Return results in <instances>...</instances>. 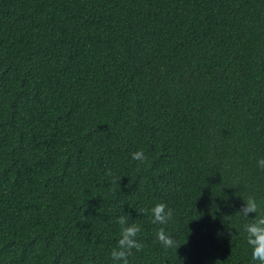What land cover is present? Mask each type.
Listing matches in <instances>:
<instances>
[{
    "label": "trees",
    "instance_id": "trees-1",
    "mask_svg": "<svg viewBox=\"0 0 264 264\" xmlns=\"http://www.w3.org/2000/svg\"><path fill=\"white\" fill-rule=\"evenodd\" d=\"M258 157L264 0H0V264H254Z\"/></svg>",
    "mask_w": 264,
    "mask_h": 264
},
{
    "label": "clouds",
    "instance_id": "clouds-1",
    "mask_svg": "<svg viewBox=\"0 0 264 264\" xmlns=\"http://www.w3.org/2000/svg\"><path fill=\"white\" fill-rule=\"evenodd\" d=\"M131 159L145 162L146 156L143 150L132 152ZM257 169L264 171V157H258L255 160ZM242 203L238 209V214L244 218L241 229L244 235L246 245L250 250L251 260L254 264H264V205L254 195H247L240 198ZM147 211L151 216V222L154 224H167L173 216L172 208L164 202H156L151 207L141 209V212ZM252 214L249 216V214ZM116 222L120 225L118 239L115 245L110 249L109 255L113 264H129L128 257L132 250L139 251L143 248L142 242L137 238L141 231V225L135 222H129L127 216L120 215L116 217ZM155 239L164 248L174 245V240L163 227L157 229ZM177 249V247H176ZM182 261V260H181Z\"/></svg>",
    "mask_w": 264,
    "mask_h": 264
}]
</instances>
